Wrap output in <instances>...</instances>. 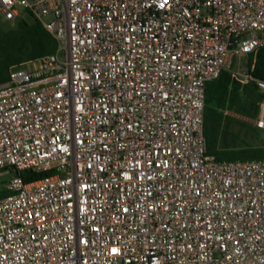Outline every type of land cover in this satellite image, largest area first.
Returning <instances> with one entry per match:
<instances>
[{
  "label": "built area",
  "instance_id": "1",
  "mask_svg": "<svg viewBox=\"0 0 264 264\" xmlns=\"http://www.w3.org/2000/svg\"><path fill=\"white\" fill-rule=\"evenodd\" d=\"M0 16L57 42L0 84V264H264V160L216 161L204 135L222 71L255 83L264 129V81L239 64L264 47V0H0Z\"/></svg>",
  "mask_w": 264,
  "mask_h": 264
},
{
  "label": "trees",
  "instance_id": "2",
  "mask_svg": "<svg viewBox=\"0 0 264 264\" xmlns=\"http://www.w3.org/2000/svg\"><path fill=\"white\" fill-rule=\"evenodd\" d=\"M3 23L4 26H0V84L7 81L11 67L36 62L54 55L57 50L55 39L36 19L26 16L14 22L3 20ZM236 61L237 59L233 58L230 69ZM244 70L254 79L264 81V47L247 56ZM226 98H238L240 104L246 107V111L253 117L259 115L262 94L255 83L241 84L232 78L229 71H222L219 77L207 83L205 88L204 135L207 154L220 162L264 160V145L240 146L239 135L226 126L221 127L217 110ZM53 173L22 171L18 175L28 183ZM7 195L9 192L0 191V198Z\"/></svg>",
  "mask_w": 264,
  "mask_h": 264
},
{
  "label": "rangeland",
  "instance_id": "3",
  "mask_svg": "<svg viewBox=\"0 0 264 264\" xmlns=\"http://www.w3.org/2000/svg\"><path fill=\"white\" fill-rule=\"evenodd\" d=\"M4 24L0 16V26H4ZM60 59L63 60L62 53L60 54ZM236 64L232 68L233 70H236ZM239 64L241 65V70H244L245 59H240ZM26 68H31V65H28ZM217 114L221 127L226 126L230 131L239 135L240 141L238 145L253 147L264 145V129H260L256 125L261 117L260 112L258 116L253 117V115L246 111V107L240 104L238 98H226L220 109L217 110ZM10 177V174L3 172L0 175V183L8 180Z\"/></svg>",
  "mask_w": 264,
  "mask_h": 264
}]
</instances>
